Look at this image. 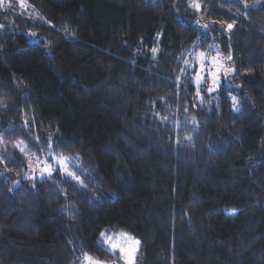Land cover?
<instances>
[{"label":"trees","instance_id":"obj_1","mask_svg":"<svg viewBox=\"0 0 264 264\" xmlns=\"http://www.w3.org/2000/svg\"><path fill=\"white\" fill-rule=\"evenodd\" d=\"M24 1L36 41L0 42V264L121 263L101 232L136 264H264V0ZM48 149L77 183L23 178Z\"/></svg>","mask_w":264,"mask_h":264},{"label":"rangeland","instance_id":"obj_2","mask_svg":"<svg viewBox=\"0 0 264 264\" xmlns=\"http://www.w3.org/2000/svg\"><path fill=\"white\" fill-rule=\"evenodd\" d=\"M10 14L12 17L7 21L5 19V15ZM37 19L36 14L33 12V8H31L28 3L24 0H3V4H0V42L6 37L7 35H11L14 33H24L28 36H30L32 41H36V37L34 36V32L27 28L18 27V23L21 20H35ZM215 61L211 62V60L205 61L201 56H199V64H198V70H197V77L204 78L206 76V69L210 67V70H212L210 75V81L209 86L213 89H215L218 85V67H221V61L222 56L214 55ZM208 63V64H206ZM210 63V64H209ZM215 70V71H214ZM234 106H238V100L233 99ZM42 158H38L37 156H30L27 160V168L25 173L23 174V178L26 180H34V179H41V178H53L54 176H61L69 178L70 180L75 181L76 183L78 180L73 179L71 176L67 175L63 171V166L59 163H57V158L61 157L59 155L54 154L50 149H48L46 152L43 153ZM68 157L69 159L66 161V166L69 171L73 172L75 174V171L77 170L78 162L75 158H72L70 156H63ZM45 164H49L52 166V173L51 175H48L47 173L41 172L42 168L45 167ZM1 171V170H0ZM4 173V172H3ZM2 173V174H3ZM76 176V175H75ZM80 180V179H79ZM17 185L18 182H15ZM106 234V233H105ZM107 236L112 237V242L120 241L122 245L126 247L124 244V239L121 237V234L113 235V234H106ZM128 236V235H127ZM131 237V236H129ZM133 238V237H132ZM136 240L135 238H133ZM138 241V240H137ZM99 244L103 245L105 248L109 250V243L103 242V240L99 239ZM140 250V243L136 247L135 252L133 253L132 257V264H136V256ZM111 251V250H109ZM113 254L117 255L121 259V263L119 264H127V260L124 258V254L121 253L119 250L111 251ZM85 264H88V262L84 259ZM115 264V263H113Z\"/></svg>","mask_w":264,"mask_h":264},{"label":"snow or ice","instance_id":"obj_3","mask_svg":"<svg viewBox=\"0 0 264 264\" xmlns=\"http://www.w3.org/2000/svg\"><path fill=\"white\" fill-rule=\"evenodd\" d=\"M0 4H3V0H0ZM197 7H198V5H197ZM245 7H247V5H245ZM227 27L229 29H231L233 27V25L228 24ZM201 55H203V54H201ZM199 79H200V77L198 76L197 80H199ZM233 99H235V98H233ZM21 151H23V148H21ZM68 159H69L68 157L61 156V157L57 158V163H59L63 166V171L67 175H69L73 179H76L79 181V177L75 176V174L73 172L68 170V168L66 166V161ZM52 171H53L52 166L49 164H45V167L42 168V170H41L42 174L47 173L48 175H51ZM81 183H82V181H81ZM100 237L103 240V242H105V243H109L113 239L112 237L107 236L105 234V232H101ZM121 237L124 239V244L126 245V247L124 245H122L120 243V241L118 240L116 242L109 243V250H111V251L119 250L121 253L124 254V258L127 260V264H132L133 253L135 252L136 247L139 245L140 242L137 240H134L132 237L127 236V234H125V233H122ZM85 260L88 262V264H104L103 261L93 259L92 257H89L87 255L85 256Z\"/></svg>","mask_w":264,"mask_h":264}]
</instances>
